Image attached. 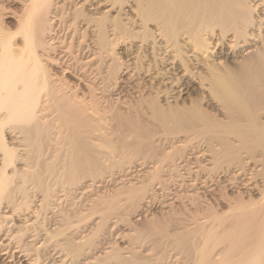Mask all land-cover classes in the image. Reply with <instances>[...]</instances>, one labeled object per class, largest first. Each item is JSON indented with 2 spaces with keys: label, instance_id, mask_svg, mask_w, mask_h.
<instances>
[{
  "label": "bare ground",
  "instance_id": "1",
  "mask_svg": "<svg viewBox=\"0 0 264 264\" xmlns=\"http://www.w3.org/2000/svg\"><path fill=\"white\" fill-rule=\"evenodd\" d=\"M8 1L0 0V264H37L48 240L70 260L86 253L93 239L67 231L71 208H60L52 229L38 224L53 201L45 175L78 186L113 164L106 161L114 152L117 167L153 150L157 133L171 140L166 156L176 172L193 162L207 173L181 186L202 189V199L190 193L178 227L186 229L172 233L170 220L183 209L174 215V201L160 198L158 213L170 212L151 219L159 194L145 198L150 183L134 181L122 184L128 202L125 221L118 217L132 226L145 220L133 226L142 238L171 223L174 235H163L171 242L153 240L174 245V264H264V0H16L12 22ZM29 184L42 192L38 212ZM93 201L95 209L107 200ZM116 202L99 207L96 231ZM16 211L20 223H12ZM136 247L104 249L93 263L151 264L143 252L153 250ZM62 257L44 261L64 264Z\"/></svg>",
  "mask_w": 264,
  "mask_h": 264
},
{
  "label": "rangeland",
  "instance_id": "2",
  "mask_svg": "<svg viewBox=\"0 0 264 264\" xmlns=\"http://www.w3.org/2000/svg\"><path fill=\"white\" fill-rule=\"evenodd\" d=\"M6 4H7V2H6ZM16 5H17V1L16 0H9L8 1V4L6 5L7 7L4 10L6 12V14H7V15H5V16H7V19H6L7 21L11 20L10 22H12V18L9 15H10V11H12V10L14 11L15 9H17ZM79 26H81V25H79ZM68 35H69V32L66 31V29L60 28V40L61 39L62 40L66 39V37ZM145 123L146 124L148 123V125H151L153 128L155 127V125H154L155 123L151 124L150 121L149 122L147 121ZM156 128H158V127H156ZM153 141L156 142V143L153 142V144L155 145V148H153V150H151V151L149 150L148 152H146L148 156L145 155L146 153L142 154L143 156L135 155L134 158L132 159L133 162L132 163L130 162V164H125L124 166L120 165V163H119V165H117V167H114L116 165L115 163H118L117 162L118 159H119L118 157L120 156L118 154V157H117L116 152H114V154H111V155L108 156V160L106 161L107 163H113V164H106V165H105V163L103 164L106 167L107 170H105V167L101 165L104 168H102L100 166V168L97 170V172L95 171L96 173H93L90 176L88 175V177H87V175L84 176L79 181L80 183L78 182L79 183L78 186H77V184H74L75 186H73L71 184L67 185V183H60V181H58L59 179L55 178V176L50 177V176H48V174L45 175L44 178H46V179H44V181L46 180V184H48V187H49V190L51 192V195H53V196H51L53 201L50 202L51 204H50V206H48V209L40 211L41 213H39V216H41V218L39 219V223L38 224L39 225L40 224L41 225L45 224V227H47V228H50L51 227L50 225H52V227L50 228V229H52V228L56 227L60 223V221H59L60 208H71V213H72V215H71V221L72 222L71 223H72V227H74V228L70 227L71 226V224H70V226L68 227L67 231L70 234H72L74 237H76L77 240H80L82 235H83L82 238H84V237L87 238V236H88V238L90 237L93 240L91 241L92 243L90 242L91 244H87L88 247H86V245L84 246V249L88 250V252L86 250H83L86 253L81 252V254L79 256H77L76 259H73V260L72 259L70 260L69 259L70 257L67 254H64V253L67 252V250L62 249L57 244H54L53 240L50 241V242L48 240V241H46L47 243L44 242L46 245L42 244L43 245L42 247L44 249L40 248V249H42L40 251H43L44 253L43 252L41 253L43 256L41 255L42 257H40V259L38 260L39 262H37V264H45V263L47 264V262L49 260H51L52 257L55 258V255H57V254H58L57 255L58 257H56L55 259L61 258L62 255L65 256L64 258H65L66 261H65L64 264H67L69 262H71L69 264H95L96 262L93 263L94 262L93 258H95L97 254H100L99 256H102L104 254V252H105L104 249L111 250L113 248H117V247H120V246L125 247V245L128 246L129 243H130V245L132 247L133 246H137L138 248L136 247V249H138V250H140V248H143V245H144V248L142 249L143 251H144V249H145V251L153 250L152 253L150 251L148 253L143 252V254L145 253V256L149 257V259H150L149 263H151V264H152V262H154L156 264H162V263L163 264H165V263L166 264H174L175 263L176 256H173V255H175V253H173L175 250L172 249V247H174V245L172 243H166L165 247L166 248L168 247L167 251H165V252L163 251V249H165V247H164L165 242H171L170 239L167 241L168 238H163V235L167 234V236H168V233L170 235H174L172 233H175V232L179 233V231L181 232L184 229H186L185 227H183L182 230L178 229V227L181 224L186 222L185 220H183L184 222L183 221L181 222V219H184V217H185V216L183 217L182 215H186L185 214V209L191 207L189 205V203H186V202L188 200L190 201L191 199H198V200L202 199V198H200V196H201L200 195V191L202 189H197L196 191L194 189L192 191H186L184 193V191L181 192V188H183L181 186L182 185H186L187 183L189 184L190 182L193 184L196 181H198L200 183L206 177L207 173H205V172L203 173L202 170H201L202 171L201 172L200 169L196 170L197 167L196 166H195L196 168L194 167L195 164L192 162V161H194L193 159L191 160L192 163H188L186 166L182 167L183 169L180 168L181 170L179 169L180 171L176 172L174 170V166H172L173 164H172L171 160L169 158H167V156H166V155H168L169 153L172 152V148H171V144L172 143H171L170 138H166L165 136H163L162 133H157V135L155 134L153 136ZM138 155H140V154H138ZM105 157L106 156H104L102 159L104 160ZM114 158L117 159V160L115 161ZM113 160H114L115 163L113 162ZM62 162L63 161L58 162V163H62ZM59 165L60 164H58V166ZM61 166H62V164L58 168H60ZM110 166H111V168H110ZM187 166H188V168H187ZM171 168H173L174 171ZM120 169H122V170H120ZM132 170H136V176L131 178L130 176H128L126 174L130 173V171H132ZM61 171H62V168H60V172ZM60 172H58V173H60ZM176 173H177V175H176ZM203 175H205L204 178H203ZM195 179H196V181H195ZM193 181H195V182H193ZM131 182L137 183L136 185H139V184L141 185L142 183H147V182L150 183L149 190L146 192L145 198H146V196L150 197V196L154 195L155 193H156V195L159 194V196H157L158 199L156 200V202L152 206L153 210L156 212V213H154V215H156L157 217L152 215L153 218H151V217H149V218H151V219H156L157 218L156 220H159L163 216L167 217L168 214H169L167 212H170L171 210L175 211L174 215L177 214V212L179 211L180 208H182L184 210V211L183 210L179 211L182 214L181 213L177 214V215H179V216L181 215V216L178 217L176 215L177 216L176 220H175V217L170 220V221H173V222H171V223H174L173 226H177L176 228L178 229V231H176V229L173 230L172 227H169V226H171L170 225L171 223L170 224L168 223V225H167L168 227H166V228H167V230H169L170 228L171 229L167 233L165 231H163V233H161V235L160 234L159 235H155L156 237H152L151 236L152 239H150L151 237L149 238V236H147V237L145 236V238H142L139 235L135 236V234H136L135 231L136 230L134 231V229L141 228L140 225L137 228H135V226H137L138 223L139 224L141 223V225H142L143 223H146V221L145 220L138 221V223L133 225L134 229H133L132 225L128 224V222H124L125 221V219H123L124 211H122V210H124L123 208L126 206V202H128V201H127V199H125V196L127 194V192H126L127 191V187L126 188L122 187L123 186L122 184H126L124 186H128V185H130L129 183H131ZM198 182H196V183L198 184ZM115 184H116V186H115ZM85 186H87V187H85ZM116 188H118V189H116ZM122 188H124V189H122ZM27 189L30 190L28 192L29 193V202L32 201L31 202V204H32L31 206L33 207V209L36 210L38 208V204L40 202L39 200H40L42 192L38 191V189H35V187L33 185H31V184L28 185ZM113 190H115V191H113ZM115 192H117V194L119 192H122V193H119V195L121 197H119ZM124 192H125V194H123ZM206 192H207V194L209 193V191H206ZM100 193H102V194H100ZM176 193H177L178 196L176 195ZM190 193H191L192 196H194L196 194L195 196L197 198L194 196L195 198L191 197V199H187V198H190V197H188V196H191ZM201 193L203 195L204 191H201ZM103 194H104V196L107 199H105V198H101L102 200L99 199V197L102 196ZM111 194H114V196L116 194L115 198L117 200H115V198H113L114 199L113 201H112V199H109V198H112L111 196H113ZM197 194H199V195H197ZM173 197H174V200H171V198H173ZM179 197H180V199H178ZM126 198H127V196H126ZM160 198H162V200H166L168 202L174 201V203L171 204L172 208L170 209V211H167L168 208L164 209L162 211L163 213H161V211H160V213L162 215H160V213H158L159 212L158 200ZM94 199H95V201L96 200H98V201H106L107 200V201L106 202H98L97 201L100 204V206H98L97 203H96L95 205H97V208L93 209L92 207L94 206L93 205V203H94L93 200ZM108 199H109V201L111 200L112 202L118 201V202L115 203L116 204L115 205L116 209H114L113 215H110V217L108 218L109 220L108 221L105 220L106 222H105L104 226L101 229L96 231L97 227L95 225L100 220V218H101V214L100 213H102V211H98L99 207H101L102 209L107 207L106 204H102V203H108L109 202ZM198 200H194V201L198 202ZM181 201L184 204H182ZM112 202L108 203V205L109 204L112 205L113 204ZM175 203H176V206L174 205ZM179 203L181 205H179ZM177 206H180V207H177ZM94 207H96V206H94ZM78 208H80V209H78ZM177 208H179V209L177 210ZM38 211H39V209H37V212ZM79 211H80V213H77ZM19 212H21V214H22V211H16L15 214H13L15 216L12 215V218L15 217V218H13L12 223L13 222L14 223H20V221L24 219L23 218L24 216H22ZM164 213H167V214H164ZM119 214H121V215L123 214L121 216V218L124 221L121 218H119L120 216L118 217ZM27 215H30V217L27 216ZM33 215L34 214H26L25 219H27V217H28V219H33L35 217V216L33 217ZM165 215H167V216H165ZM158 216H161V218H158ZM73 221H75V222L73 223ZM177 222H179V223H177ZM144 226H146V224H144L141 229H143ZM69 228H72L73 230L69 229ZM92 228H95V229L92 230ZM171 230H173L174 232L172 231V233H170ZM92 232L96 233V235H93ZM128 234L130 236H132L131 237V241H133V242L129 241L130 237H128L129 236ZM97 236H98V238H97ZM167 236L165 235L164 237H167ZM42 237L43 236H39V238H37V239H39V240L36 241L37 244H39L43 240L44 237L43 238ZM138 237H140V240H137V239H139ZM157 237L163 239V241L165 239L166 241L165 242L159 241L160 243H162L160 245L159 242H155L156 240H159ZM95 238H97V239H95ZM153 238H156V240L155 239L153 240ZM84 239H82V240H84ZM135 239H136V242H140V243H142V239H144V241L141 244L140 248H139V245H138L140 243L133 244ZM35 240H36V238L33 241L35 242ZM147 240H149V242H147ZM33 241L30 240L29 242L33 243ZM93 241L95 242V244H94ZM103 241H104V243H103ZM153 241L156 244L152 245V243H154ZM51 244H54V245H51ZM55 245H57V246H55ZM157 245L160 246V248H158V247L156 248ZM49 246H51V248ZM153 246H154V248L150 249V247H153ZM169 247L173 250L172 252H171V249H169ZM161 248H163V249H161ZM49 251H53V252H49ZM58 251H60V253H58ZM161 251H162V253L164 252V254L162 255L163 258H159V257H162L161 256V254H162ZM45 252H47V253H45ZM82 253H84V254H82ZM48 254H50V255H48ZM154 254L157 255L158 259L156 258V260H155V258H153ZM168 254H170V255H168ZM171 254H172V256H171ZM6 255L2 256V259ZM66 256H68V257L66 258ZM98 257H96V258H98ZM167 257H169V258H167ZM172 257H174V258H172ZM54 258H53V260H54ZM44 259L47 262H45ZM159 259H165V260H163V261L160 260V261H162V262H160V261H158Z\"/></svg>",
  "mask_w": 264,
  "mask_h": 264
},
{
  "label": "built area",
  "instance_id": "3",
  "mask_svg": "<svg viewBox=\"0 0 264 264\" xmlns=\"http://www.w3.org/2000/svg\"><path fill=\"white\" fill-rule=\"evenodd\" d=\"M126 175L130 176L131 178H132V177H135V176H136V170H132V171H130V173H128V174H126ZM131 175H132V176H131Z\"/></svg>",
  "mask_w": 264,
  "mask_h": 264
}]
</instances>
